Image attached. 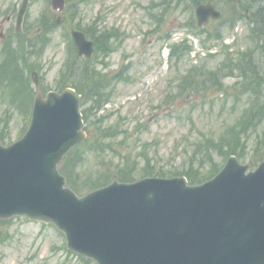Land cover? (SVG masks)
<instances>
[{
	"label": "rangeland",
	"instance_id": "obj_1",
	"mask_svg": "<svg viewBox=\"0 0 264 264\" xmlns=\"http://www.w3.org/2000/svg\"><path fill=\"white\" fill-rule=\"evenodd\" d=\"M215 1L221 10H227L228 16L224 20L210 21L205 30L202 29L204 27H199L196 31L200 36L196 37L190 32L189 20L193 0H181L182 6L177 5L174 0L170 7L159 6V3L157 6L151 5L152 0H83L74 20L71 19L73 23H68V28L82 26L88 31L90 27L92 29L89 33L92 37L98 30L119 35L117 39L108 41L100 37L103 42H98V45L102 50L99 49L93 61L88 63L83 59L77 60V53L66 37L65 25H59L50 34V38L47 36L49 45L46 50L45 41L40 40L33 56L28 53L31 46H36V39L30 38L40 27L38 19L44 9L50 5L52 16L55 19L59 16V12L54 11L51 3H48L49 0H31L25 27L19 33L14 29L16 20L10 23L6 20V15L17 10L22 0H0V40L1 32L5 29L3 27L13 26L9 34L5 29V36L10 39L9 51L12 56L9 61L7 58H0V134L6 125L5 117L8 113H11L12 118L6 134L7 142L19 139L24 133L26 119L21 104L23 99L34 94L35 85L31 81V72L38 70L39 63L42 88L45 92L47 88L60 86L61 82L78 84L89 91V83L95 84L96 81H102L103 84L99 91L111 92L110 102L100 110L99 115H104L105 124L118 129L116 137L109 139V142L114 141V147L120 152H113L106 145L103 146L106 150L102 152H88V145L79 151L84 158L76 168L79 173L78 181L80 184L91 181L85 188H90L99 175L106 171L108 174L117 175L123 169L136 168L138 172L135 178H141L146 166L141 155L144 143L147 144L144 152L151 159L150 165L154 166V174L166 172L169 174L167 176L181 175L174 173L188 168L193 145L201 142L209 130L214 131L216 138L223 137L229 127L235 124L243 109L255 99L256 95L250 91L245 95L241 93L242 79L238 77L240 73L251 78L250 86L259 88L263 96L264 54L257 53L258 50L245 54L240 61L233 58L232 63L240 71L226 70L215 75L207 69L208 83L196 95L189 93L187 87L190 86V81L188 86L184 85V90L181 88L180 76L187 73L191 66L204 64L219 70L217 66L225 59L224 52L227 49L234 50V55L238 54L237 49L246 50L250 44L249 26L246 22L257 24L259 17L255 15V11L260 4L264 5L261 0H244L240 6L225 0ZM71 3H76V0H71ZM235 12L237 16H234ZM159 15H162L161 20L157 18ZM239 18L242 22L234 25ZM62 23L63 20L60 24ZM257 29L260 31V26L257 25ZM114 32L116 33L113 34ZM215 35L221 38H215V41L209 39ZM183 37L193 41L197 50L204 49L206 54H217L208 57L202 53L191 57L186 53L180 62L177 56L169 59L170 45ZM26 39L30 42V48ZM260 40L263 42V36ZM40 52L42 54L37 57L36 54ZM250 54L254 56L252 60L249 58ZM65 61L70 62V65L75 62V71L70 65L65 66ZM121 69L128 71L127 75L122 80H113ZM6 83L12 88L14 83V87L27 97L18 100L14 97L12 100L9 93L11 89L5 90ZM181 90L183 91L180 93ZM239 92L240 98H237ZM102 96L106 98V95ZM89 99L90 102L94 100L93 94H90ZM255 115L258 113L255 112L253 117ZM259 116L261 121L257 125L253 124L241 135L239 143L234 144L237 150H244L246 157L257 145L259 134L264 133V111ZM257 120L258 116L255 121ZM91 136L94 139L95 136ZM223 143L224 146L227 144L226 141ZM207 151H212V148L205 149L204 153ZM213 155L214 161L211 164L206 163L198 168L202 161L200 156L194 173L202 178L212 173L213 167L222 163L221 156L216 152ZM125 157L130 160L127 164L123 160ZM246 157L243 158L244 161ZM9 222H0V264H95L72 251L69 252L64 244V234L54 225L26 217L14 218Z\"/></svg>",
	"mask_w": 264,
	"mask_h": 264
},
{
	"label": "water",
	"instance_id": "obj_2",
	"mask_svg": "<svg viewBox=\"0 0 264 264\" xmlns=\"http://www.w3.org/2000/svg\"><path fill=\"white\" fill-rule=\"evenodd\" d=\"M197 12L200 23L221 15L211 3ZM74 37L79 53L91 57L93 42L80 31ZM83 125L74 90L37 94L25 135L0 144V219L53 222L71 249L98 264H264V162L247 172L232 156L200 185L184 177L114 180L78 197L59 167L85 139Z\"/></svg>",
	"mask_w": 264,
	"mask_h": 264
},
{
	"label": "trees",
	"instance_id": "obj_3",
	"mask_svg": "<svg viewBox=\"0 0 264 264\" xmlns=\"http://www.w3.org/2000/svg\"><path fill=\"white\" fill-rule=\"evenodd\" d=\"M164 1L170 3L171 0H164ZM261 1L264 2V0H261ZM199 2H203V0H193L192 6L198 4ZM243 3H244V1L242 3H240V5H243ZM177 4H180V6L183 5L181 0H179ZM244 14L246 15V13H244ZM255 15L257 17H259V20H258L257 24H254L255 27L253 28V39H254L255 45H254L252 50H253V52L258 50L257 53L261 52V54H264V5L260 4L257 11H255ZM56 25H57V23L55 22V20H50L49 26L52 29V31L54 30ZM257 25L260 26V28H261L260 31L257 29ZM116 36L117 35H112L111 33H109V31H103V35H102V37L105 39V41H108L111 37L113 38ZM261 36H263V42L260 40ZM190 48L191 47L186 42L174 44L171 47V56L177 55L178 59L181 61V58L184 57L186 55V53H188L190 51L189 50ZM101 50H102V47H101ZM249 58H250V60H252L254 58V56L252 54H250ZM251 62L252 61H250V63ZM243 69L246 71L245 66H243ZM239 70H241V69H239ZM205 72L206 71L202 70L201 73L198 72V73H196L195 76L190 78V82H191L190 86H191L192 90L195 91V94L197 92H200L201 88L205 87L208 83L209 78ZM121 78L122 77H120V75H116L113 80H119ZM250 80H251V78H249V77L246 78V83L245 84L243 83L242 92H241L242 94H244L246 90H251V92L254 95H256V97L254 99V103L250 109V113L242 117L240 129L237 127V124H236V125L232 126L230 128V131H229V134L237 135L238 137L235 139L228 140L227 144L225 146H224V143L219 145L211 139L208 146H206V148H208V149L209 148L214 149V151L218 152L219 155L221 157H223L224 159L227 158L232 153L238 154V150L236 148V145H237V143H239V139L241 137V134L246 133L247 130L253 124H257V122H255L253 119V118H256V115L254 117H253V115L255 114L254 112L257 109L258 97H259V94L261 92L259 91V88H256V87L252 88L250 86ZM12 85H13V88L9 84L7 85V83H6L5 90L8 88L11 89L9 91V93L11 94L10 97L12 98V100H14V97L15 98L19 97V93H18L17 89H15L14 83H12ZM102 85H103L102 81H96L95 84L89 83L90 90L85 92L86 95L83 94L82 106L84 107L83 113H84V118H85V121L87 124L86 129L90 132L95 131V133H97V136H95V138L93 140L91 139L90 142L86 143L89 146L88 152L105 151L106 149L103 148L104 145H106L107 148L114 151L112 143L109 142V139L114 138V136L116 134H118L117 133L118 129L116 127H114L113 125H109V124L105 125L104 120H103L104 117L102 115L100 116L102 118L98 117L99 110H101L106 104H108V102L110 101L109 98L111 96V92H108L107 90H106V93L103 90L99 91V87H101ZM85 86H88V85H85ZM113 90H114V87H113ZM101 93L104 96L106 95V98H104ZM90 94H93V96H94V100L92 102H90V99H89ZM23 104L24 105H22V107L24 110L25 108L27 109V107L29 106L30 103L23 102ZM94 110H96V111L94 112ZM246 112H248V110H246ZM259 119H260V116H259ZM5 140H6V135L5 134L0 135V141H5ZM234 144H236V145H234ZM258 146H260V148L262 150L259 151V148H258L256 150V153L253 155V157L251 159V163L256 164V165L264 157V137L259 141ZM144 156H146V155L144 154ZM83 158L84 157H83L82 153L81 154L76 153L75 155H71V156L66 157L64 162H63V165H62V173L67 176L69 184L77 192H82L84 190L85 186L87 185L86 182H84L82 184L79 183L78 178H77L78 173L76 172V168L81 164V162L83 161ZM203 160L204 161H206V160L210 161L211 163L213 162L211 151H207V153H204V159ZM127 161L130 162V160H127ZM153 167L154 166H151L149 161H148V165H147L146 169L143 171V175H153L154 174V168ZM134 169L133 170L123 169V170H121L120 173L117 174V176L122 180L133 181L135 179V170ZM186 173L189 176L190 180L193 181V183L199 182L202 178L201 176H198L197 173H193L192 170L189 171V173L186 171ZM211 175H207L206 179L210 178ZM111 179H112V174H108L106 171V172L102 173L101 176L97 179V183H96L95 187L102 186L105 183H107L108 181H111Z\"/></svg>",
	"mask_w": 264,
	"mask_h": 264
}]
</instances>
